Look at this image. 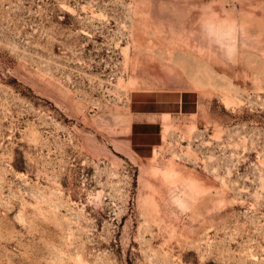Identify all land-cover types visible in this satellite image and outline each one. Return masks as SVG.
Segmentation results:
<instances>
[{
    "label": "rangeland",
    "instance_id": "1",
    "mask_svg": "<svg viewBox=\"0 0 264 264\" xmlns=\"http://www.w3.org/2000/svg\"><path fill=\"white\" fill-rule=\"evenodd\" d=\"M0 264H264V0H0Z\"/></svg>",
    "mask_w": 264,
    "mask_h": 264
}]
</instances>
